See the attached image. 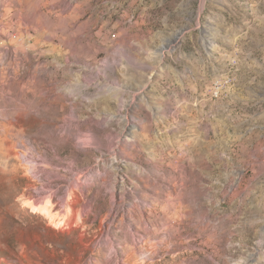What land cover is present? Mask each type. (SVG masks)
Listing matches in <instances>:
<instances>
[{"label":"rangeland","instance_id":"1","mask_svg":"<svg viewBox=\"0 0 264 264\" xmlns=\"http://www.w3.org/2000/svg\"><path fill=\"white\" fill-rule=\"evenodd\" d=\"M261 238L264 0H0V264H264Z\"/></svg>","mask_w":264,"mask_h":264},{"label":"bare ground","instance_id":"2","mask_svg":"<svg viewBox=\"0 0 264 264\" xmlns=\"http://www.w3.org/2000/svg\"><path fill=\"white\" fill-rule=\"evenodd\" d=\"M179 38V36H178V34H175L174 35V38H173V40L175 41V40H177ZM170 39V38H169ZM172 40V41H173ZM172 41H168L167 43L165 42V43H163V44H161L160 46H159V48H158V50L157 51H153V53H152V55L153 54H156V56L158 57V58H163L162 57V55H164L163 53L165 52V50L169 47V45L171 44V42ZM166 53V52H165ZM94 78V77H93ZM97 78V77H96ZM116 85V84H115ZM144 86H145V84H143V85H141L140 86V89H143L144 88ZM112 87V86H111ZM119 87V86H118ZM118 89V88H117ZM120 89H122V87L120 88ZM220 91V89H218V90H216V93H218ZM138 92V91H137ZM119 93V92H118ZM215 93V94H216ZM136 98H138V97H136V94L131 98V100L132 101H134ZM122 103V102H121ZM125 104V103H124ZM120 105V104H119ZM128 105V104H127ZM122 106V105H121ZM127 110V108H126V106H124V107H121V108H117V113L116 114H118V112H125ZM115 112V111H114ZM126 114V113H125ZM122 116H123V114H121ZM128 116V115H127ZM103 117V116H102ZM71 118V117H70ZM105 119V118H104ZM70 121H71V119H70ZM65 122V121H64ZM125 123V122H124ZM65 124V123H64ZM65 126V125H64ZM68 126V125H67ZM70 126V125H69ZM126 130L127 129H129L128 127H127V123H125V127H124ZM63 129V128H62ZM131 129V128H130ZM129 129V130H130ZM68 130H69V132H70V127L68 128ZM67 130V131H68ZM125 130V131H126ZM129 130H127V131H129ZM66 131V132H67ZM123 131V130H122ZM72 132V131H71ZM128 133V132H127ZM70 134V133H69ZM127 135H129V134H127ZM114 136V135H113ZM123 135L122 134H116V136H115V138H117L118 139V141L119 142H121L122 140H123V137H122ZM97 136H96V132H95V130L94 129H92L91 130V137H90V142H92V143H94L95 145L96 144H99L100 143V141H99V139L98 138H96ZM126 139H130L129 137H125ZM115 140V139H114ZM112 141H113V139H112ZM124 141V140H123ZM88 142V141H87ZM118 142V143H119ZM116 144V143H115ZM112 146V145H111ZM117 147H118V144H117ZM23 155V154H22ZM26 155V154H25ZM117 159V158H116ZM30 163V162H29ZM79 171V170H78ZM33 172V171H32ZM78 173V172H77ZM80 182V181H79ZM78 182V183H79ZM76 184V183H75ZM49 189V188H48ZM53 189H51V191H52ZM48 190H47V188H46V192H47ZM50 191V192H51ZM53 193V192H52ZM51 193V194H52ZM46 196V195H45ZM49 196L50 195H48V196H46V199L41 203V204H34L33 202H32V200L31 201H29L28 199H24L23 198V200H21L24 204H26L27 206H29L30 207V209H31V211H33V212H35V211H37V212H39V213H41V214H43L45 217H47L48 218V220L50 221V222H54V216L55 215H53L52 214V205L50 204V199H49ZM71 196V195H70ZM24 197V196H23ZM51 197V196H50ZM63 203H65V207H68L69 209H71L72 210V208H71V206H70V203H69V201L67 200V199H65L64 200V202ZM53 204V203H52ZM70 210V211H71ZM70 216H67V218H69ZM71 218V217H70ZM66 219V218H65ZM67 220V219H66ZM66 220H64V221H66ZM80 220H82V213L80 212V211H77V210H74V213H73V215H72V221L73 222H78V221H80ZM57 221V220H56ZM66 222H68V221H66ZM72 223V222H71ZM73 224V223H72ZM75 224V223H74ZM54 225H56V224H54ZM263 241H264V238H261L259 241H258V243L259 244H263Z\"/></svg>","mask_w":264,"mask_h":264},{"label":"built area","instance_id":"3","mask_svg":"<svg viewBox=\"0 0 264 264\" xmlns=\"http://www.w3.org/2000/svg\"><path fill=\"white\" fill-rule=\"evenodd\" d=\"M230 79L227 81H218L216 82V87H214L211 91H212V95H214L216 93V90L218 89H222L223 85H225L226 82H229Z\"/></svg>","mask_w":264,"mask_h":264}]
</instances>
